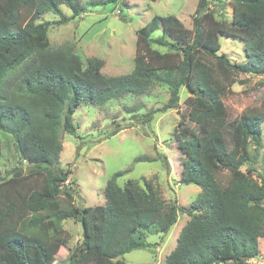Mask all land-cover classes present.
I'll return each instance as SVG.
<instances>
[{
    "label": "trees",
    "instance_id": "obj_1",
    "mask_svg": "<svg viewBox=\"0 0 264 264\" xmlns=\"http://www.w3.org/2000/svg\"><path fill=\"white\" fill-rule=\"evenodd\" d=\"M222 1L232 7L230 23L216 20L207 0L197 1L191 30L174 16H153L135 32L131 72L107 77L101 73L103 60L93 57L82 64L71 46L51 48L47 39L50 26L85 13L80 0H0V132L14 139L31 165L25 174H0V264H48L62 241H45L30 231L47 226L53 237L66 219L79 223L82 232L65 264H125V254L152 248L145 234H167L179 213L189 219L164 264H246L258 256V240L264 238V173L252 166L249 147L256 150L260 144L264 111L228 121L222 97L235 83L234 74L264 77V0ZM120 2L101 0L93 6ZM48 12L60 19L36 23ZM160 24L164 29L157 35ZM223 35L244 43V63L219 54ZM154 84L169 92L166 105L154 113L176 109L181 89L188 95L186 118L180 117L173 140L189 156L179 184L199 187L196 200L187 208L165 202L144 178L143 186L128 180L120 187L117 178L127 169L107 180L103 205L61 208L57 198L69 175L59 166L61 136L76 134V110L82 104L143 96ZM152 160L139 156L134 162ZM222 172L229 176L226 183L218 178Z\"/></svg>",
    "mask_w": 264,
    "mask_h": 264
},
{
    "label": "rangeland",
    "instance_id": "obj_2",
    "mask_svg": "<svg viewBox=\"0 0 264 264\" xmlns=\"http://www.w3.org/2000/svg\"><path fill=\"white\" fill-rule=\"evenodd\" d=\"M120 4L97 5L101 0H80L85 13L73 18L65 25H52L47 32L51 48L69 45L79 56L82 64L89 58L104 61L101 73L104 76L129 74L133 69L135 54V32L146 25L153 16L162 20L166 16L176 17L187 30L192 29V19L198 0H120ZM123 3V5H121ZM207 9L216 20L231 22L232 7L222 0H207ZM63 15L71 18V11L61 7ZM60 17L51 12L45 13L36 23L58 21ZM164 27L160 24L161 35ZM219 54H225L233 63L245 62L244 43L228 36H220ZM160 53L167 49L153 46ZM235 83L222 97L228 121L243 114L264 111V77H249L234 74ZM181 89L176 109L156 112L166 105L169 92L166 87L152 85L143 96L126 95L101 105L82 104L72 120L77 127L76 134H62V151L59 166L67 170V181L62 185L57 198L61 208L67 203L75 207L103 205L102 190L107 180L115 173L130 171L117 178L122 187L128 180L143 186L146 179L157 190L165 202H177L187 208L194 202L200 188L194 185H181L179 179L188 162V154L173 140L180 117L186 118L187 98ZM151 116L148 117V113ZM145 115V117H143ZM147 116V117H146ZM147 119V122L145 121ZM186 121V119H185ZM188 128L196 129L188 123ZM115 129L121 131L112 136ZM252 166L257 173H264V122L260 144L254 150L249 147ZM149 157L152 161L134 162L136 157ZM165 162L167 165H165ZM251 165V164H250ZM249 165V166H250ZM31 167L22 158L14 139L0 132V174L9 177L15 170L25 174ZM246 167L241 169L246 171ZM256 176V173L253 174ZM221 183H226L227 172L219 175ZM68 190H72L69 193ZM188 217L179 213L176 224L167 234H145V240L152 248L131 251L122 257L125 264H164L167 255L175 248L176 239ZM59 225L58 233H52L47 226L32 229L30 233L51 241H62L48 257V264H65L67 258L81 242V225L66 219ZM256 261L264 260V238L258 240Z\"/></svg>",
    "mask_w": 264,
    "mask_h": 264
},
{
    "label": "built area",
    "instance_id": "obj_3",
    "mask_svg": "<svg viewBox=\"0 0 264 264\" xmlns=\"http://www.w3.org/2000/svg\"><path fill=\"white\" fill-rule=\"evenodd\" d=\"M246 264H264V260L262 261H256L255 257L249 258L248 260L245 261ZM218 264H223V263H218Z\"/></svg>",
    "mask_w": 264,
    "mask_h": 264
}]
</instances>
